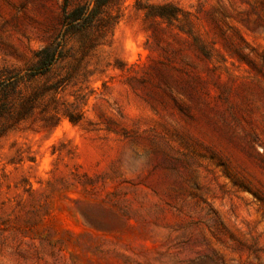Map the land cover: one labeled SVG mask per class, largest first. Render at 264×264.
<instances>
[{
	"label": "rangeland",
	"instance_id": "obj_1",
	"mask_svg": "<svg viewBox=\"0 0 264 264\" xmlns=\"http://www.w3.org/2000/svg\"><path fill=\"white\" fill-rule=\"evenodd\" d=\"M86 0H70L71 5ZM173 3L177 19L140 4ZM0 136V264H264V0H121ZM63 0H0V80Z\"/></svg>",
	"mask_w": 264,
	"mask_h": 264
},
{
	"label": "trees",
	"instance_id": "obj_2",
	"mask_svg": "<svg viewBox=\"0 0 264 264\" xmlns=\"http://www.w3.org/2000/svg\"><path fill=\"white\" fill-rule=\"evenodd\" d=\"M121 0H86L71 5L70 0H63V18L61 29L55 39L35 52L36 60L25 73L16 72L4 80H0V136L13 122H19L31 113L37 96L41 92L26 93L22 83L26 80L45 76L68 56L69 35L85 33L95 29L87 47L92 48L105 43L121 14H114L111 7ZM146 9L147 16L161 17L168 20L177 19L181 9L173 3L140 4Z\"/></svg>",
	"mask_w": 264,
	"mask_h": 264
}]
</instances>
